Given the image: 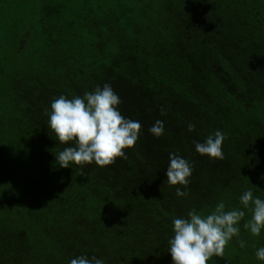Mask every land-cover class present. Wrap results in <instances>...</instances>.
<instances>
[{"label":"trees","instance_id":"16d2710c","mask_svg":"<svg viewBox=\"0 0 264 264\" xmlns=\"http://www.w3.org/2000/svg\"><path fill=\"white\" fill-rule=\"evenodd\" d=\"M105 83L137 143L110 166L61 168L74 144L46 112ZM216 130L222 160L195 150ZM170 153L193 166L186 188L167 183ZM248 189L264 199V0H0V264H172L174 218L242 208ZM244 211L207 264H264Z\"/></svg>","mask_w":264,"mask_h":264},{"label":"clouds","instance_id":"9594fccd","mask_svg":"<svg viewBox=\"0 0 264 264\" xmlns=\"http://www.w3.org/2000/svg\"><path fill=\"white\" fill-rule=\"evenodd\" d=\"M120 97L111 85L105 83L93 91H86L83 96L68 99L61 95L51 103V111L46 112L49 119L47 127L54 133L60 144L74 146L65 147L56 154V163L61 168H68L71 163L83 168L85 164H95L99 167L113 165L117 158L127 159L125 149L135 146L139 139L142 125L139 121L125 118L117 110L121 103ZM161 114H164L163 109ZM195 125L188 124V131H194ZM155 137L164 133V124L157 120L149 129ZM226 135L221 130L207 136L204 142H194L195 150L202 156L212 159H224L222 145ZM192 164L174 153L169 154V164L166 169L169 186L182 185L185 188L190 183ZM84 175V173H81ZM178 197H186L188 193L177 188ZM242 208L227 209L223 201L207 215H202L195 208L187 212L186 217L174 218L173 237L169 239L168 252L172 264H207L213 257L223 258L226 245L239 237V224L244 220L247 209L251 212L243 227L253 236H259L264 229V199L254 196L251 189L239 197ZM244 248L246 242L238 241ZM255 256L264 261V247L256 250ZM69 264H105L96 256H79L71 259Z\"/></svg>","mask_w":264,"mask_h":264}]
</instances>
